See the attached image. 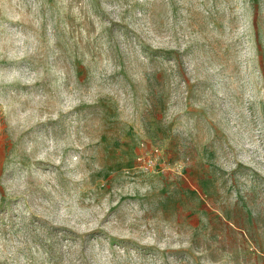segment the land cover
<instances>
[{
  "label": "rangeland",
  "instance_id": "obj_1",
  "mask_svg": "<svg viewBox=\"0 0 264 264\" xmlns=\"http://www.w3.org/2000/svg\"><path fill=\"white\" fill-rule=\"evenodd\" d=\"M0 264H264V0H0Z\"/></svg>",
  "mask_w": 264,
  "mask_h": 264
}]
</instances>
